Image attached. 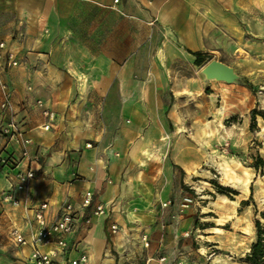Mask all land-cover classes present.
<instances>
[{"label":"crops","instance_id":"crops-1","mask_svg":"<svg viewBox=\"0 0 264 264\" xmlns=\"http://www.w3.org/2000/svg\"><path fill=\"white\" fill-rule=\"evenodd\" d=\"M245 4L246 0H0V41L11 34L19 59L12 71L13 102L34 141L31 150L40 154L30 190L15 193L25 200L21 206L2 200L7 183L0 175V235L19 248L24 264L32 247L16 244L11 230L29 238L37 227L36 205L47 202L51 220L62 203L78 205L86 193L93 195L87 214L97 204L110 206L111 212L106 218L92 215L88 226L80 223L70 240L86 250L89 264H115V248L107 243V219L129 206H152L143 203L140 190L129 188L128 180L134 178V157L148 144V115L157 116L156 135L165 131L158 84L173 79L170 68L184 54L197 66L191 52L207 58L221 34H237ZM37 99L56 112L49 131L38 129L44 119ZM166 169L172 173L171 166ZM141 218L146 223L153 219L145 210Z\"/></svg>","mask_w":264,"mask_h":264},{"label":"rangeland","instance_id":"rangeland-1","mask_svg":"<svg viewBox=\"0 0 264 264\" xmlns=\"http://www.w3.org/2000/svg\"><path fill=\"white\" fill-rule=\"evenodd\" d=\"M245 6L237 34H221L199 66L184 54L170 68L173 79L158 84L165 131L156 135L159 122L149 114L148 144L134 157V178L128 180L152 206H125L107 219L115 264H246L254 221L264 225V0H246ZM1 41L15 53L11 34ZM212 60L227 65L232 78L207 79L202 71ZM13 68L0 61V86L8 87L12 99ZM251 109L257 113L253 123ZM7 118L0 110V128ZM1 141L0 135V146ZM237 181L247 183L245 195ZM185 194L192 204L181 211ZM142 210L152 215L150 223ZM18 249L0 235V264H24Z\"/></svg>","mask_w":264,"mask_h":264},{"label":"built area","instance_id":"built-area-1","mask_svg":"<svg viewBox=\"0 0 264 264\" xmlns=\"http://www.w3.org/2000/svg\"><path fill=\"white\" fill-rule=\"evenodd\" d=\"M9 67H16L19 59L16 54L6 48L4 41H0V61ZM2 99L0 110L8 113V118L1 125L0 135L5 141L0 150V175L5 178L7 183L6 191L2 200L9 202L12 207H19L25 200L15 196L16 192L27 193L36 178L38 168L36 165L40 161V154L33 152L31 147L33 139L27 135L22 119L18 117L17 105L13 102L10 90L5 84L0 86ZM44 121L38 126L41 131H49L55 124L56 112L42 99L35 101ZM85 147H90L86 144ZM93 195L86 193L82 202L74 205L71 202H64L60 205L58 212L53 219L46 215L48 209L47 202H41L34 208V218L37 227L30 234L29 238L24 237L17 230L10 232L12 240L18 245L30 244L32 249L28 258V264H89V255L79 243L70 240L79 228L80 223L88 226L91 223L92 215L104 216L111 212V207L104 204H97L90 214L86 211L90 208ZM192 204V197L185 194L179 203V209L184 211ZM167 202H161L162 207H166ZM117 226L112 224L111 230L115 232ZM147 236H142L143 246H148ZM40 246H47L48 249L42 250ZM71 252L76 255L70 257ZM160 260H163L161 258Z\"/></svg>","mask_w":264,"mask_h":264},{"label":"trees","instance_id":"trees-1","mask_svg":"<svg viewBox=\"0 0 264 264\" xmlns=\"http://www.w3.org/2000/svg\"><path fill=\"white\" fill-rule=\"evenodd\" d=\"M194 55L195 65L199 66L205 60L204 56H201L199 52H191ZM250 121L253 123L254 119L257 115L255 109H251L249 112ZM262 160H260L261 162ZM180 171L182 169L179 166H175ZM254 228H255V240L251 243L249 252L245 256L246 264H264V225H261L260 221L256 219L254 221ZM107 243L111 244L109 238H107Z\"/></svg>","mask_w":264,"mask_h":264},{"label":"water","instance_id":"water-1","mask_svg":"<svg viewBox=\"0 0 264 264\" xmlns=\"http://www.w3.org/2000/svg\"><path fill=\"white\" fill-rule=\"evenodd\" d=\"M203 71L209 79L227 81L233 76L232 70L227 65L216 60H212L206 64Z\"/></svg>","mask_w":264,"mask_h":264},{"label":"bare ground","instance_id":"bare-ground-1","mask_svg":"<svg viewBox=\"0 0 264 264\" xmlns=\"http://www.w3.org/2000/svg\"><path fill=\"white\" fill-rule=\"evenodd\" d=\"M203 74H204V76L207 78V79H209L208 77H207V75H206V73L203 71ZM209 80H216V79H209ZM219 169V168H218ZM222 169V168H221ZM189 170V169H188ZM190 171V170H189ZM225 174H226V172H225ZM191 176V174L189 173V172H187V178H188V180H190V177ZM236 188L238 189V191L239 192H242V193H244V195L247 193V183H244V182H242V181H237V183H236ZM232 202V201H231ZM235 204H237V203H235ZM124 245V244H123ZM249 251V249H247V252Z\"/></svg>","mask_w":264,"mask_h":264}]
</instances>
